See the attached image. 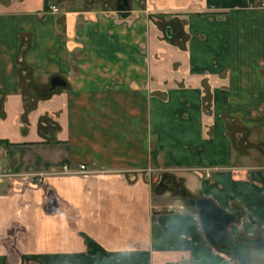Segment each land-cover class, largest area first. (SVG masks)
Segmentation results:
<instances>
[{
	"label": "crops",
	"instance_id": "1",
	"mask_svg": "<svg viewBox=\"0 0 264 264\" xmlns=\"http://www.w3.org/2000/svg\"><path fill=\"white\" fill-rule=\"evenodd\" d=\"M127 1L0 0V264H264V8ZM148 168L261 246L216 250Z\"/></svg>",
	"mask_w": 264,
	"mask_h": 264
},
{
	"label": "water",
	"instance_id": "2",
	"mask_svg": "<svg viewBox=\"0 0 264 264\" xmlns=\"http://www.w3.org/2000/svg\"><path fill=\"white\" fill-rule=\"evenodd\" d=\"M123 1L125 6L128 7V1ZM118 9L120 11L124 10L122 7H118ZM167 34L170 35L169 29L167 30ZM51 85L52 88H55L56 86L65 85V82L60 77H54L51 80ZM155 192L157 194L171 192L178 196L188 208L195 210L207 241L216 250L224 254L247 261L249 246L251 244L261 246L262 244L261 238L251 240L242 237L237 242L232 240L228 236L227 231L230 225L238 222L242 214L241 210L235 208L232 212H228L210 198L193 196L183 185L176 182L175 178L168 173H163L160 176L155 187Z\"/></svg>",
	"mask_w": 264,
	"mask_h": 264
},
{
	"label": "built area",
	"instance_id": "3",
	"mask_svg": "<svg viewBox=\"0 0 264 264\" xmlns=\"http://www.w3.org/2000/svg\"><path fill=\"white\" fill-rule=\"evenodd\" d=\"M259 6L262 7V8H264V0H259ZM48 9H49V11L52 12V13H56V12L59 11L58 7H57L56 5H54V4H49V5H48ZM1 151H2V146H1V144H0V152H1ZM64 169H66V172L69 173V174H73V173H78V174H88V173H91V172H92V171L89 170L85 165H80V167H79V169H78L77 171H71V170H69L66 166L64 167ZM156 171H157V170H155L154 168H153V169H152V168H148V169H147L148 176H149V182H150V184H151L153 187L156 186V184H157V182H158V180H159V178L156 177ZM158 171H159V172H162L161 169H158ZM160 174H161V173H160ZM162 174H163V172H162ZM2 176H3V175H0V178H1ZM35 176L38 178V180H41L42 174H38V175H35ZM172 209H173V207L170 206V207H169V210H172ZM180 209L182 210V209H183V206H181Z\"/></svg>",
	"mask_w": 264,
	"mask_h": 264
},
{
	"label": "rangeland",
	"instance_id": "4",
	"mask_svg": "<svg viewBox=\"0 0 264 264\" xmlns=\"http://www.w3.org/2000/svg\"><path fill=\"white\" fill-rule=\"evenodd\" d=\"M160 169V168H159ZM155 170H157L156 171V177H158V178H160V176L162 175V172H159L158 171V168H155ZM161 173V174H160ZM173 175H175L176 177H178L179 175H180V173H173ZM187 189V188H186ZM188 190V189H187ZM189 192H190V190H188ZM193 196H194V194H193V192H190ZM157 195V194H156ZM166 196H167V199H165L164 201L165 202H167V201H180L182 204H184V202L178 197V196H176V195H174L173 193H171V192H167L166 193ZM165 209H167L166 208V206L164 207Z\"/></svg>",
	"mask_w": 264,
	"mask_h": 264
},
{
	"label": "flooded vegetation",
	"instance_id": "5",
	"mask_svg": "<svg viewBox=\"0 0 264 264\" xmlns=\"http://www.w3.org/2000/svg\"><path fill=\"white\" fill-rule=\"evenodd\" d=\"M115 5L117 7H122V9H124L125 7H127V6H125V3H124L123 0H116Z\"/></svg>",
	"mask_w": 264,
	"mask_h": 264
},
{
	"label": "trees",
	"instance_id": "6",
	"mask_svg": "<svg viewBox=\"0 0 264 264\" xmlns=\"http://www.w3.org/2000/svg\"><path fill=\"white\" fill-rule=\"evenodd\" d=\"M46 5H48V2L46 1ZM193 210V209H192Z\"/></svg>",
	"mask_w": 264,
	"mask_h": 264
}]
</instances>
